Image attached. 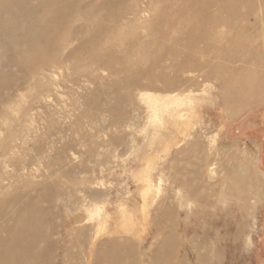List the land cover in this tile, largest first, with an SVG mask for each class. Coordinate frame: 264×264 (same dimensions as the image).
<instances>
[{"label":"rangeland","instance_id":"rangeland-1","mask_svg":"<svg viewBox=\"0 0 264 264\" xmlns=\"http://www.w3.org/2000/svg\"><path fill=\"white\" fill-rule=\"evenodd\" d=\"M95 1L101 6L102 27H114L112 52L126 56L122 49L128 43L155 37L165 49L150 50L149 56L166 52L174 61L163 58L160 68L148 71L153 84H148L145 67L111 74L97 65L106 59L112 36L101 30L103 46L93 52L75 50L98 31L78 33L84 20L74 21L68 38L54 51L56 65L38 77L40 87L32 88L33 81L0 100V209L28 196H47L41 208L49 211V242L57 243V248H49V263L55 257L56 264H76L74 232L84 229L96 242L129 240L140 264H264V95L227 120L218 101L226 92L217 81L230 75L241 79L254 73L259 61L264 63V0H233L234 5L239 2V19L230 28L223 22L215 29L205 19L219 14V0L205 6L194 29L183 27L192 23L190 0ZM90 9L91 5L84 12ZM249 9L254 16L247 17ZM109 12H115L116 21L106 20ZM133 52H141L139 44ZM92 58L98 62L91 63ZM161 73L176 86L171 93L163 91ZM129 79L133 87L124 81ZM194 115L190 127L177 122ZM172 121L180 128H175L180 138L167 134L162 143L148 145V138L163 135ZM212 163L217 166L215 184L203 170ZM233 163L244 169L247 164L249 183L238 187L227 179L225 168ZM182 195L193 202L192 211L186 212ZM156 224L164 230L160 234ZM183 225L189 228L187 238L205 235L199 240L208 247L183 243Z\"/></svg>","mask_w":264,"mask_h":264},{"label":"bare ground","instance_id":"bare-ground-1","mask_svg":"<svg viewBox=\"0 0 264 264\" xmlns=\"http://www.w3.org/2000/svg\"><path fill=\"white\" fill-rule=\"evenodd\" d=\"M104 1L105 3L113 2V0H104ZM212 1L213 0H190L191 4H189V7H191V10H192V14H191L192 23H183L184 24L183 27H185V29L186 28L194 29L198 27L199 26L198 18H201L200 14H203V15L205 14L206 8L211 5ZM219 1L221 3V5L219 6L220 8L218 9L217 7L218 9L217 12H219V14L217 12L216 13L218 15L214 14L218 18L215 19L214 15H213L214 18L213 17L208 18L209 17L208 16L205 19V22H207V25H209L210 27H214V29L215 27H218L221 24H223V22L225 23L226 26L230 28L231 26H233L235 21L239 19V11L237 8V5L239 2L234 5L233 0H219ZM95 2H96L95 0H0V54H1L0 100L4 97H7V95H13L12 94L13 92H17L18 90L24 89V87L25 88L29 87L33 81H34V84L31 85L32 88L35 89V88L40 87L41 85L40 82L42 81H40L38 77L40 76L42 72H45L46 70L49 69V65L52 64L51 65L52 67L56 65L57 58L54 54V51L61 44V42L65 40V38H68L70 26L74 21L84 20L83 24H86V25L81 24L79 27L76 28V30H78V33L82 34L84 32L85 34V31L86 30L89 31V29H92L93 31H98V34L96 35V37H93L92 39H90V41L84 40L82 43H80L79 47H77L75 50L78 49V51L80 50V51H90V52L97 50L96 48L100 46L99 45V37H100L99 33L101 30H106V32H108V36L110 37L112 36L111 40H109L107 43L109 49H106V51L109 50V52H106L107 53V56L105 57L106 59L104 61L102 60L103 62L101 61V63H99L98 65L96 64L97 66L99 65L105 66L108 69V71H110L111 74L112 73L116 74L119 70L121 72L122 69L127 68V67L132 68V71L136 68L140 70L141 67H142L141 69H144L143 67H145L144 72H145V76L148 78V84H149L151 83L150 81H153L151 79L153 78V76L150 75L148 71L150 70V72L152 73L153 69L155 70L156 68H160L161 67L160 64L163 58L165 59L169 58L173 60L172 55H168V53L166 52L164 54L160 53V55H156V57H153L152 55L149 56L148 53L150 50L152 52L157 51L161 47L163 48L165 46V43H163L160 39H156L155 37L152 39L148 37L144 39L143 41H141L140 43H136V42L130 43V44L128 43L122 49V53L126 52V56L120 57L118 56L119 52H115V53L112 52L114 51V49L112 50L110 49L112 48V45L115 44L116 38L113 41L114 35L113 34L110 35V34L114 27L112 25L102 27L103 25L101 24L102 23L101 20L103 18V15L101 16L102 14L101 6L96 5ZM90 5H91V9L89 10V12L88 11L84 12V9ZM205 6L207 7L205 8ZM223 9H226V10L224 11ZM114 13L109 12L107 15H105V18L109 23L116 21V16ZM251 16H254V14L251 13V9H249V12L247 13V17H251ZM226 17H227V20H225ZM172 21H174V19ZM163 25L165 24L163 23ZM201 25H202V21L200 22V26ZM160 30H156V32H154V34L157 35V38H159L158 33L161 34ZM209 32L211 33V31ZM197 34L195 35L196 37L198 36ZM82 37L85 38V35H82ZM110 37L108 39H110ZM204 37L206 36L202 35V39ZM210 37H208V39ZM212 38L214 39V37ZM182 39L183 37L181 38V40ZM198 39L199 40L195 42V45L200 42V38ZM176 41L177 40H173L172 41L173 44H176ZM102 43L103 41L101 42V44ZM137 44H139L141 52L135 56L133 50ZM183 44L184 43L182 42V45ZM191 45H193L194 47L193 43ZM197 45L199 46V44ZM101 46H103V44ZM177 51H180V50H177ZM179 54L177 53V55L175 56H178ZM93 56L97 57V55H93ZM74 57L75 59L77 58L75 55ZM70 58L68 57V60ZM93 59L95 60V63L98 62L96 61L97 58H92V60L90 61L91 63ZM72 61L75 62L74 60ZM259 62H258L259 65L258 66L256 65L257 70L255 69L256 71L254 73L253 71L251 73H247L241 79H236L234 76L230 75L226 77L225 79L217 80L221 85H223L222 89L223 91L226 92L225 95L218 96V101L220 102L222 109L225 113V119L230 120L232 117H235L236 114H239L242 111L252 107L254 104H257L262 99L264 95V63L262 64V62L261 63ZM164 77H165L164 73L161 75V77H159L160 80L162 81L161 85H162L163 91L167 92L166 90H168V92L171 93V91H173V89H175L176 86L172 84L171 82H166ZM124 81L125 83L126 82L130 83L132 82V79H129L128 81L127 80H124ZM225 82L227 83L225 84ZM130 84H131V87H133L134 85L133 82ZM158 90L161 91L160 89ZM165 92H162V93H165ZM171 99H168V100H171ZM18 101H16L15 103H17ZM176 101L177 100H175V102ZM172 102L169 101L170 104ZM167 105L169 106V104ZM7 106L8 105H6V107ZM184 109L185 108H183V110ZM193 111H197V108H195V110ZM180 113L178 115H180ZM185 116L183 117L185 118ZM195 117H197V115L189 116L188 118H185L181 121L178 120L177 122H180L181 125L187 128L193 125L194 120L192 119ZM3 119L7 122L9 121V116L5 114ZM175 128H178L176 125V121L169 122L166 125V127L163 128V129H166L163 135L154 134L150 138H148V145H155L156 143L158 144L162 143L163 139L166 138L165 136H167V134H173L175 135V137L180 138L178 136L180 132L177 131V133L175 134ZM15 135H17V130L14 131L13 134L10 136L11 137L10 140H12L13 136ZM184 139L186 138L183 137V140ZM177 144H179V142ZM229 151H231V149H229ZM167 155H169V152L167 153ZM246 156L247 154H244L242 156L244 161H245ZM176 160H177V157H176ZM210 160L212 159L210 158ZM213 161H214V158H213ZM246 167L248 168L247 164H246ZM244 168L245 166H242L238 163L227 165L225 168V171L228 173L227 179L234 180V183H236L238 187H241L249 183L250 179L247 176V168L246 169ZM203 170H204L206 178H208V180L210 181H214V184H215L216 183L215 181L218 180L217 173H216L217 166L214 163H212L211 165L205 167ZM201 173L202 172L200 171L198 172V174L195 173V175L198 176V175H201ZM218 177L220 176L218 175ZM219 195H220L221 200H223L224 196H221L222 193L221 194L219 193ZM45 197L47 196L40 195V198H34L31 196H28L26 198L27 200H24L23 202H20V203L16 201L11 202L7 204L4 209L2 208L0 209V264H56L54 261L55 257H53V260L51 259V262L49 263V248H52V249L57 248V243L55 241L49 242V228L47 226L49 211L43 210L41 208L42 199ZM166 198H163V202H164V199ZM182 198H183L182 202H185L183 204H185V207L187 208L186 212L189 210L192 211L191 207L193 206V202H191V200L188 198L187 195H182ZM222 207L224 208V206ZM230 207L231 206H229V208ZM215 211H216L215 213L217 214V210ZM221 211H223V209L220 210V212ZM172 213L173 212L171 210L167 212L168 215ZM186 216H188V214ZM250 216L252 217V215ZM179 218L177 216V219ZM220 219L221 218H219L218 220L219 222H220ZM229 221H227V224L231 222ZM235 221L238 222L237 220ZM151 224H153V222H151ZM185 225H183L182 227L183 232L181 231L182 232L181 239L183 243L192 244L193 246H195L196 249H200V247L201 248L208 247L207 243H203L199 240V238H201L202 240L205 237V235H202V236L193 235L190 238H187V235L190 232H188L189 228ZM211 229H213V227H211ZM163 231L164 230L162 229V226L160 224H156L155 232L160 234ZM233 232H234V229H233ZM74 235L77 241H75L72 248L75 247L78 251V252L76 251L77 255L74 258L75 259L74 261L76 264H88L91 261L90 259H92L91 264H140L139 262H137L136 258H133L135 256V251L133 250V247L129 240L124 239L125 241H123V243H119L118 240L108 238L103 241L100 240V242L97 240L98 242H96L95 235L88 236V234L86 233L84 229L75 231ZM140 246H141V243H140ZM87 259H89L90 261L87 262ZM58 264H63V263H58Z\"/></svg>","mask_w":264,"mask_h":264}]
</instances>
